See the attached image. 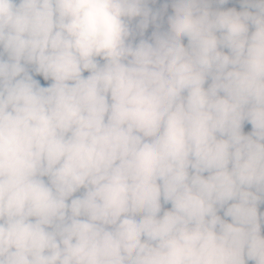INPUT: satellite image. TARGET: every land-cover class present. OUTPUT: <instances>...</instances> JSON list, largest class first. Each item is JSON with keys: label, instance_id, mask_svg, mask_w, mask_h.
Returning <instances> with one entry per match:
<instances>
[{"label": "clouds", "instance_id": "clouds-1", "mask_svg": "<svg viewBox=\"0 0 264 264\" xmlns=\"http://www.w3.org/2000/svg\"><path fill=\"white\" fill-rule=\"evenodd\" d=\"M0 264H264V0H0Z\"/></svg>", "mask_w": 264, "mask_h": 264}, {"label": "rangeland", "instance_id": "rangeland-1", "mask_svg": "<svg viewBox=\"0 0 264 264\" xmlns=\"http://www.w3.org/2000/svg\"><path fill=\"white\" fill-rule=\"evenodd\" d=\"M249 126L248 125H246V130H247V128H248Z\"/></svg>", "mask_w": 264, "mask_h": 264}]
</instances>
